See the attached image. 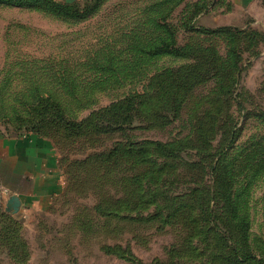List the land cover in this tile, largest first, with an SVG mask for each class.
Segmentation results:
<instances>
[{
    "label": "rangeland",
    "instance_id": "1",
    "mask_svg": "<svg viewBox=\"0 0 264 264\" xmlns=\"http://www.w3.org/2000/svg\"><path fill=\"white\" fill-rule=\"evenodd\" d=\"M167 1L102 0L78 22L0 5V132L50 139L65 182L45 212L21 225L23 264H227L243 253L264 260V0H212L199 15L201 0H176L172 12ZM224 26L240 32H205ZM174 32L179 47L216 49L219 74L192 90L176 119L152 126L156 78L196 63L148 53ZM234 59L238 67L229 68ZM139 93L149 98L135 123L110 134L73 137L34 111L50 97L79 123ZM155 142L170 154L157 156L151 145V163L140 164L139 153L123 152ZM216 168L232 184L231 207L211 199ZM242 220L247 238L236 227ZM0 264L19 263L0 247Z\"/></svg>",
    "mask_w": 264,
    "mask_h": 264
},
{
    "label": "trees",
    "instance_id": "2",
    "mask_svg": "<svg viewBox=\"0 0 264 264\" xmlns=\"http://www.w3.org/2000/svg\"><path fill=\"white\" fill-rule=\"evenodd\" d=\"M211 1L212 0H201L196 3L194 5V15H199L202 10H205L208 7ZM176 2V0H168L166 2L172 6L170 12L173 11ZM102 3V0H87L86 3L67 2L62 0H0V5L25 6L27 8L34 7L58 15L65 20H71L74 22L83 21L94 16ZM163 4L164 1L159 2V5L162 6ZM205 32L214 34L223 33L228 37H232L233 32H240V30L238 31L236 29H232L231 27L224 26L216 30H208ZM230 52L231 54L236 55L235 48H232ZM148 53L150 55L172 54L175 56L192 58L196 61V63L186 67L179 74H175L173 71H166L156 78L155 85L159 88V92L156 97V106L148 115V118L152 119L149 121L152 126L166 125L180 115L183 104L197 85L203 83L209 78H215L219 74L220 60L217 57V50L214 48L195 50L187 47H179L176 42L175 32L171 33L168 38H163L162 42L159 45L154 46L148 51ZM228 67L232 69L237 68V60L234 59L232 64H229ZM220 92H222V88ZM145 98L148 99L149 96L144 93L129 96L121 103L113 104L94 112L91 116L79 123L67 120L64 116L62 106L50 97H40L34 111L41 116L50 114L53 116L54 121L61 123L65 131L69 134L71 133L73 137H77L78 135H88L90 132H93L94 134H110L115 133V131L125 130L135 123L137 117V106ZM150 100L151 99H149V103L152 102ZM27 133L40 135L38 132L32 131ZM151 145H153V152L157 156H168L170 154V150H172L160 142H155L146 145L141 144L137 147L132 146L124 149L123 152L130 154L129 157L131 154L135 155L139 153L140 157L137 158L136 161L140 164L151 163V153L149 152ZM117 152L120 153V150ZM115 154L116 150L114 149L108 156L115 157ZM220 155H222L221 152ZM156 171H158V169ZM213 171L215 175V183L211 199L214 200L216 198H222L225 205L227 207H231L233 205L232 184L225 172L218 174V168ZM141 184L142 182H140V186ZM136 192L139 196L143 195L140 191H135V193ZM103 212L105 213V216H115L117 213L116 207L108 208ZM210 214L211 213H209V215ZM238 225L236 226L237 228H244L243 237L247 238L248 223L245 220H242V222ZM20 229L21 224L12 217L5 214L1 216L0 247L3 248L4 252L15 263L17 262L19 264H23L29 260V256L27 255V245L25 240L21 237ZM251 263L264 264V260L257 259L256 257L243 253L239 254V256L237 255V258L234 260H228L227 262V264Z\"/></svg>",
    "mask_w": 264,
    "mask_h": 264
},
{
    "label": "crops",
    "instance_id": "3",
    "mask_svg": "<svg viewBox=\"0 0 264 264\" xmlns=\"http://www.w3.org/2000/svg\"><path fill=\"white\" fill-rule=\"evenodd\" d=\"M64 183L59 155L50 139L34 133L0 132V219L5 214L28 226L34 214L47 210ZM13 196L21 201L16 214L10 205Z\"/></svg>",
    "mask_w": 264,
    "mask_h": 264
},
{
    "label": "water",
    "instance_id": "4",
    "mask_svg": "<svg viewBox=\"0 0 264 264\" xmlns=\"http://www.w3.org/2000/svg\"><path fill=\"white\" fill-rule=\"evenodd\" d=\"M10 205L12 207V213L16 214L20 208L21 201L18 197L13 196L10 198Z\"/></svg>",
    "mask_w": 264,
    "mask_h": 264
},
{
    "label": "built area",
    "instance_id": "5",
    "mask_svg": "<svg viewBox=\"0 0 264 264\" xmlns=\"http://www.w3.org/2000/svg\"><path fill=\"white\" fill-rule=\"evenodd\" d=\"M3 193L6 194V195L10 194V192L8 190H3Z\"/></svg>",
    "mask_w": 264,
    "mask_h": 264
}]
</instances>
